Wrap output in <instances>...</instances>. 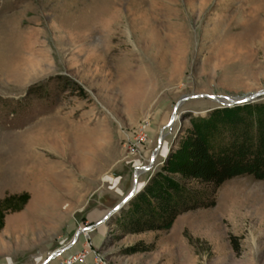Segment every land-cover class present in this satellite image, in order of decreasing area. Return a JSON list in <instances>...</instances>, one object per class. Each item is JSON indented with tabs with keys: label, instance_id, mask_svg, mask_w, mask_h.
Returning a JSON list of instances; mask_svg holds the SVG:
<instances>
[{
	"label": "rangeland",
	"instance_id": "obj_1",
	"mask_svg": "<svg viewBox=\"0 0 264 264\" xmlns=\"http://www.w3.org/2000/svg\"><path fill=\"white\" fill-rule=\"evenodd\" d=\"M263 89L264 0H0V199L27 193L0 264L67 246L128 193L160 130L139 190L190 118L221 107L188 98L167 127L181 95ZM129 206L47 264H264L263 179H226L166 229L126 231Z\"/></svg>",
	"mask_w": 264,
	"mask_h": 264
},
{
	"label": "trees",
	"instance_id": "obj_2",
	"mask_svg": "<svg viewBox=\"0 0 264 264\" xmlns=\"http://www.w3.org/2000/svg\"><path fill=\"white\" fill-rule=\"evenodd\" d=\"M155 171L130 199L124 220L129 232L166 229L183 211L214 203L226 179L250 175L264 180V102L214 107L190 118ZM26 192L0 199V229L6 211H18Z\"/></svg>",
	"mask_w": 264,
	"mask_h": 264
},
{
	"label": "water",
	"instance_id": "obj_3",
	"mask_svg": "<svg viewBox=\"0 0 264 264\" xmlns=\"http://www.w3.org/2000/svg\"><path fill=\"white\" fill-rule=\"evenodd\" d=\"M264 96V89L260 90V91H255V92H251V93H246V94H242L240 96H223V95H214V94H204V93H197V94H184L181 95L177 101L175 102L171 115L167 121L166 126L169 127L170 124L173 121L174 118V113L175 110L177 108V106L184 100L188 99V98H199V97H204V98H208L210 100H213L214 102L218 103L221 106H231V105H238V104H243L246 102H254V101H258L260 97ZM163 137V132L162 130H160L159 134H158V138H157V143L155 148L150 152L149 155V160L148 163L146 165H142V166H137L133 169V173H132V184H131V188L128 191V193L118 202L116 203L112 208H110L109 210H107L102 217L91 223L88 224L82 228H78L75 230L71 242H73L76 238V236L80 233V232H87L88 230H91L92 228H94L96 225H98L101 222L106 221L109 217H111L113 214H115L138 190H139V186L137 184V176L140 172L149 170V168H151L152 164H153V160L155 155L158 152L160 143H161V138ZM70 242V243H71ZM69 243V244H70ZM69 244L63 248H58L55 251L51 252L47 257H45L40 264H47L52 258H54L57 254H59L61 251H63L64 249L68 248Z\"/></svg>",
	"mask_w": 264,
	"mask_h": 264
},
{
	"label": "bare ground",
	"instance_id": "obj_4",
	"mask_svg": "<svg viewBox=\"0 0 264 264\" xmlns=\"http://www.w3.org/2000/svg\"><path fill=\"white\" fill-rule=\"evenodd\" d=\"M159 149H160V147H159ZM159 149H158V150H159ZM61 151H63V149H62V150H59V149H58V152H60V153H61ZM60 158H61V157H60ZM85 161H86V160H85ZM90 161H91V160H90ZM90 161H89V162H90Z\"/></svg>",
	"mask_w": 264,
	"mask_h": 264
},
{
	"label": "built area",
	"instance_id": "obj_5",
	"mask_svg": "<svg viewBox=\"0 0 264 264\" xmlns=\"http://www.w3.org/2000/svg\"><path fill=\"white\" fill-rule=\"evenodd\" d=\"M74 259V258H73ZM71 262V260L70 261H68V263H70Z\"/></svg>",
	"mask_w": 264,
	"mask_h": 264
}]
</instances>
